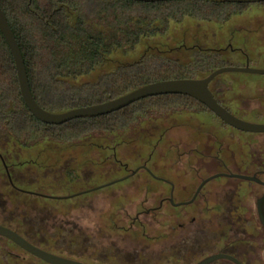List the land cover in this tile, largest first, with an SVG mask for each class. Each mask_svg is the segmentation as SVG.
Segmentation results:
<instances>
[{
	"label": "rangeland",
	"instance_id": "1",
	"mask_svg": "<svg viewBox=\"0 0 264 264\" xmlns=\"http://www.w3.org/2000/svg\"><path fill=\"white\" fill-rule=\"evenodd\" d=\"M222 2L227 5L216 10L213 21L186 16L180 22H153L152 28L159 33L144 36L133 50L128 46L115 54L108 67L74 83L95 81L118 64L136 62L148 52L187 65L192 56L186 49L194 47L222 51L227 61L224 67L264 69V2ZM214 88L220 89L217 97L235 116L264 124V75L226 73L215 79ZM141 120L125 132L94 134L73 144L42 141L25 147L0 130V155L11 176L0 157V224L47 250L90 264L200 261L201 192L191 206L176 208L164 202L156 215L141 216L143 226L138 223L130 228L137 213L157 207L170 192L167 184L153 179L142 166L146 164L155 176L173 182L174 201L186 202L202 179L224 171L220 163L203 155L208 148H213V154L221 148L220 157L231 171L247 172L255 162L264 161V135L235 131L194 104L188 110L147 113ZM139 168L134 176L119 181ZM11 182L32 194L18 191ZM240 189L249 194L252 185L220 177L205 185L202 194L210 205H239L246 202L237 196ZM217 230L223 227L207 228L203 234L212 240L206 253L217 250L214 243L219 239H213ZM233 235L231 230L226 233L219 247L229 245ZM7 242L0 238V246ZM233 245L239 251L255 252L261 247L255 239ZM248 261L264 264L262 254ZM1 264L40 263L3 255Z\"/></svg>",
	"mask_w": 264,
	"mask_h": 264
},
{
	"label": "trees",
	"instance_id": "2",
	"mask_svg": "<svg viewBox=\"0 0 264 264\" xmlns=\"http://www.w3.org/2000/svg\"><path fill=\"white\" fill-rule=\"evenodd\" d=\"M0 4L22 51L34 98L50 112L103 103L157 81L205 78L227 64L216 49L185 48L192 56L187 65L148 52L95 81L74 83L108 67L115 54L128 46L133 50L144 36L159 33L152 28L155 21L180 22L186 16L213 21L216 10L227 5L219 0H0ZM189 104L208 110L191 96L172 94L143 99L104 116L61 125L43 123L23 101L14 60L0 31V130L22 146L42 141L73 144L94 134L125 132L147 113L188 110Z\"/></svg>",
	"mask_w": 264,
	"mask_h": 264
},
{
	"label": "water",
	"instance_id": "3",
	"mask_svg": "<svg viewBox=\"0 0 264 264\" xmlns=\"http://www.w3.org/2000/svg\"><path fill=\"white\" fill-rule=\"evenodd\" d=\"M132 1L164 2V1H171V0H132ZM220 1H225V2H230V3H242V4H252V3H263L264 2V0H220ZM0 31L3 34L8 44L12 58L14 60L18 83H19L20 92H21L23 101L26 107L28 108V110L30 111V113L37 120L43 123L50 124V125H61L69 121L78 119V118L104 116V115H108V114L120 111L143 99L163 96V95L180 94V95H188V96H191L197 99L204 106H206L211 112H213L218 118H220L223 122L227 123L228 125H230L231 127L239 131L248 132V133H263L264 134V124L251 123V122H247V121H244L236 117L217 101V99L214 97L212 91L209 88V85L220 75H223L226 73H232V72L264 75V69H254L249 66L222 67V68H219L213 71L205 78L170 79V80L157 81V82L144 85L123 96H120L118 98H115V99H112V100H109L103 103L94 104V105L85 106V107H79V108H75V109L61 112V113H55V112L47 111L44 108H42L38 104L36 99L34 98V95L30 87L28 73H27L22 51L20 49L16 36L8 22L6 14L1 7V4H0ZM5 168L8 172L7 166H5ZM142 169H146L149 171V169L146 166H144ZM140 170L141 169L139 168L131 172L127 177L122 178L119 181H123V180L128 179L131 176H134ZM149 173L151 172L149 171ZM8 175L11 179L9 172H8ZM223 176L242 179L246 181L261 182L255 176H247V175L232 174V173H219L205 180L202 183V185L200 184L192 200L177 204L176 206L189 205L193 203L196 197L198 196L199 192L201 191L202 186H204L207 182H209L212 179L223 177ZM111 184L113 183L107 184L104 187L109 186ZM170 202L172 204L174 203L172 198L170 199ZM258 207H259L260 218L264 225V196L258 201ZM0 236L10 239L14 243L22 247L24 250L28 251L35 257L41 259L42 261L48 264H85L79 261L63 258L55 254L49 253L45 250H42L36 247L35 245L31 244L29 241H27L23 236H21L16 231L6 226H3L1 224H0ZM218 259H229L235 262L236 264H241L235 258L228 256V255H223V254L212 256L206 259L205 261H203L202 263L200 262L198 264H209Z\"/></svg>",
	"mask_w": 264,
	"mask_h": 264
},
{
	"label": "flooded vegetation",
	"instance_id": "4",
	"mask_svg": "<svg viewBox=\"0 0 264 264\" xmlns=\"http://www.w3.org/2000/svg\"><path fill=\"white\" fill-rule=\"evenodd\" d=\"M213 82L209 85V88L212 91L214 97L217 99V101L224 108H226L231 113L230 108L227 107L217 97V94L220 93V89L219 88H214V90L212 89ZM207 111L212 113L215 117H217L209 109ZM218 119L221 120L220 118H218ZM251 123H253V122H251ZM223 124H225L227 127L231 128V129H233L235 131H238V132H241V133H245V134L248 133V132L239 131V130L231 127L230 125H228L225 122H223ZM256 124H262V123H256ZM248 134H250V135H264L263 133H248ZM215 142H216L215 145H217L219 143L218 140H215ZM251 145L254 146V143L251 144ZM211 149H213V148H208L207 151H205L203 153V155H205V157H207V158H209V159H211L213 161H216V162L220 163L222 165L224 171L223 172H214L216 174H213V175H211V176H209L207 178L202 179L201 180V185H202V183L205 180H207L210 177H212L214 175H217L219 173H232V174H240V175H247V176H255L261 182L246 181V180L238 179L240 181H245L246 183H250L252 185V189L249 190L250 191L249 194L244 193V192L247 191L246 189L244 191H242V192H241V189H240L239 192H237V196L242 197L246 201V202H244L242 204H239V205H237V204L236 205L235 204H230V205H228V204H226V205H224V204L223 205H220V204L219 205H210V199L206 195H203L202 191H203L205 185H207L209 182H211L214 179L210 180L204 186L201 187V191L200 192H201V196L203 197V204L201 205V215H202V218H201V260L196 262V263H194V264H198L200 262L202 263L206 259H208V258H210L212 256H215V255H219V254L231 256V257L235 258L236 260H238L241 264H250L248 260L251 259V257L257 259V258H259L261 256V254H262V257L264 259V225H263V223L261 221L260 214H259V207H258V201L264 196V161L255 162L254 163L255 165L253 166V169L249 168L247 170V172H245V171L243 172V171H240V170L231 171V169L228 167L227 163L220 157L219 152L221 151V148H218L219 151H218L217 154H213V152H211ZM0 157H1L2 160H4L1 155H0ZM144 166L147 167V165L145 164V165L142 166V168ZM148 174L151 175L153 179H155L157 181H160V182H163V183L167 184L170 187L169 197L163 199L157 207H155V206L154 207H150V208H148V209H146L144 211H141V212L137 213L136 217L134 219H132L131 222H130V224H131L130 228L135 227V225L138 224V223L143 226L144 221L141 220V216H144V215L150 216L151 214L156 215L159 212V210L163 207L164 202H168V203H170L171 206L176 207V208L191 206L193 204V203H191L189 205L176 206L177 204H180V203H183V202L176 203L174 201V195H175V190H176L175 184L173 182L165 179V178L157 177L153 173H148ZM223 177H225V176H223ZM218 178H220V177H218ZM226 178H231V177H226ZM215 179H217V178H215ZM231 179H237V178H231ZM12 185H13V183H12ZM14 188L17 189L20 192L25 193V194H32V193H27V192L23 191L22 189H18L17 187H14ZM197 190H198V188H197ZM197 190H196V192H197ZM196 192H195V194H196ZM36 195L41 196L38 193ZM194 195H193V197H194ZM171 198L173 199V202H174L173 204L170 202ZM190 200H192V199H190ZM251 201H253V202H251ZM186 202H188V201H186ZM216 226H222L223 227L222 231L217 230L218 234L213 236L214 237L213 239H216V238L219 239V242H215L214 243V244H216L214 246V248H217V250L216 251L212 250V251H209L208 253H206L207 249H211V247L207 248V244H211L212 240H211V238L206 239L203 234L205 233L207 228H211V227L214 228ZM179 227L182 228V227H184V225H180ZM227 229H228V231H227ZM254 229L258 230V232L256 234H253V230ZM230 230H231V232L233 231L234 235H235V236L233 235L234 238L232 239L231 243L229 245L226 244L224 247H219L218 244H221L223 239L225 238L223 236L226 233H228ZM237 237L240 238V239H237ZM0 238L5 239L6 241H8L6 243V245L0 246V264H1V259H2L3 255H6L7 257H12L13 256L15 259H20V260L34 259L40 264H48V263L42 261L41 259L35 257L34 255L29 253L28 251L24 250L22 247H20L19 245H17L16 243L11 241L10 239L2 237V236H0ZM24 238L27 241H29L31 244L35 245L36 247H38V248H40L42 250H45V251H47L49 253L55 254V255L63 257V258L79 261V262H82V263H85V264H90L88 262L82 261V260L77 259V258H73L71 256H67V255H63V254H60V253L52 252V251L47 250V249L43 248L42 246L34 243L30 239H28L26 237H24ZM254 239L256 241L259 240L260 244H261V247L259 249H257L255 252L254 251H250V250L239 251V250H237V249H239L238 246L233 248L234 247L233 243H235V242H240L242 244H245V243H247L249 241H253ZM193 242H196V241L193 240ZM10 244L12 246L17 247L20 250V253L13 251V249L10 247L11 246ZM223 263L224 264H236L235 262H233V261H231L229 259H218V260H215V261H213V262H211L209 264H223Z\"/></svg>",
	"mask_w": 264,
	"mask_h": 264
}]
</instances>
